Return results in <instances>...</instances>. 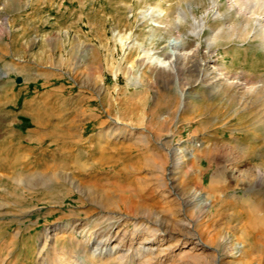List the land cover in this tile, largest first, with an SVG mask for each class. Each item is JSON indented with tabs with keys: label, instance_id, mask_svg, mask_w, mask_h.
<instances>
[{
	"label": "rangeland",
	"instance_id": "obj_1",
	"mask_svg": "<svg viewBox=\"0 0 264 264\" xmlns=\"http://www.w3.org/2000/svg\"><path fill=\"white\" fill-rule=\"evenodd\" d=\"M249 1L0 0V264H264Z\"/></svg>",
	"mask_w": 264,
	"mask_h": 264
},
{
	"label": "bare ground",
	"instance_id": "obj_2",
	"mask_svg": "<svg viewBox=\"0 0 264 264\" xmlns=\"http://www.w3.org/2000/svg\"><path fill=\"white\" fill-rule=\"evenodd\" d=\"M235 1L236 0H230V6H232L231 8H233V4L235 3ZM260 1V0H259ZM229 3V2H228ZM260 3V2H259ZM250 1L249 0H246V5L247 6H250ZM246 5L245 6H242L240 9L241 10H243V9H245V10H247L248 9V7H246ZM254 5V4H253ZM238 6V5H237ZM260 8H262L263 10H264V2L263 3H261L260 5ZM258 6V7H259ZM252 7V6H251ZM238 8V7H237ZM155 9H159L160 10V12H164V9H163V7H161V6H152L151 7V12H154V10ZM181 11L182 12H185V13H187L188 11H187V9H183V8H181ZM210 11H212V12H214V18L215 19H219V18H221L222 16H223V13L221 12V5H220V0H210ZM236 11V10H235ZM233 12V11H232ZM240 12V11H239ZM250 12V11H249ZM252 12V11H251ZM191 13H192V10H191ZM242 13H244L243 11H241V15H242ZM245 13H246V11H245ZM254 13V12H253ZM252 13V17H255V19L252 21V24L250 23V22H248L246 25H247V27L249 28V27H253V29H252V31H253V33L255 34V35H257L258 37H260V38H262L263 40H264V19H263V17L262 16H260V15H258V16H254V14ZM234 16V15H233ZM251 16V15H250ZM193 17H194V24H195V27H197V29L195 30V34L196 35H200L203 31H204V29H205V27H206V20L202 17L201 19H197L196 17H195V15H193ZM226 17V16H225ZM248 17V16H247ZM232 19V18H231ZM250 18H248V20H249ZM250 21H251V19H250ZM225 25V24H224ZM227 25H229V24H227ZM233 27V26H232ZM246 27V26H245ZM228 29V28H227ZM231 29H234V28H231ZM230 29V30H231ZM247 30V29H246ZM249 30V29H248ZM229 31V30H228ZM179 43H181L180 41H178ZM178 45V44H177ZM181 45V44H180ZM182 46V45H181ZM181 46H178V48L179 47H181ZM173 47V46H172ZM175 49V48H174ZM181 54V52H180V50H173L172 51V58L170 59V60H162V59H160L159 57V61H160V65H162V66H164L165 68L166 67H174V68H176V66H175V63L173 62V59H176V58H178V56ZM157 58V57H156ZM264 84V83H263ZM254 86V85H253ZM256 86V85H255ZM190 87V86H189ZM257 87V86H256ZM190 93H192V90H191V88H188V90L185 92V95L186 94H190ZM172 154V153H171ZM171 156V155H170ZM190 156H194V154L193 153H190ZM172 159H173V162L175 163V164H179V167H177V169H176V171L173 173V175L175 174H179V173H181V171H182V169H181V167H182V165H183V160H182V158H181V156H179L178 155V153L176 152V153H173V155H172ZM28 164H25V166H27ZM260 170V169H259ZM259 174V173H258ZM260 174H262V175H264V170H260ZM262 182V181H261ZM256 207V206H255ZM258 207V206H257ZM151 240H149V239H147L146 240V243H148V242H150ZM205 246H207V243L205 244V243H203ZM147 248H149V247H146L145 245L144 246H142V249H144V250H146ZM151 251H153V250H151Z\"/></svg>",
	"mask_w": 264,
	"mask_h": 264
},
{
	"label": "crops",
	"instance_id": "obj_3",
	"mask_svg": "<svg viewBox=\"0 0 264 264\" xmlns=\"http://www.w3.org/2000/svg\"><path fill=\"white\" fill-rule=\"evenodd\" d=\"M24 9L25 8H23V11H24ZM34 10V9H33ZM23 11H21L19 14L18 13H10L9 14V20H8V22H9V25H10V27H12V28H14V29H19V30H26L27 28V26L29 25V23L31 22H36V21H33L34 19H32V21H30V19H29V17H27V14L26 13H23ZM28 12H29V10H28ZM27 12V13H28ZM34 12H38L37 10L36 11H34ZM20 16L19 18H17V16ZM25 16V17H24ZM69 22H71V20L69 21ZM56 22L55 21H52L51 22V24H55ZM32 24H35V23H32ZM74 24V23H73ZM61 30L63 31V32H66V34H67V31L71 34V32L69 31V30H64L63 28H61ZM68 35V36H67ZM65 37H68V40H65L64 41V44H70L69 46H73V44L74 43H71L69 40V38H70V35L69 34H67ZM54 43V42H53ZM51 44L50 45V47H52V46H55L56 44ZM71 47H69V48H71ZM70 53H72V52H70ZM49 78V77H48ZM203 125H204V123L203 122H201L200 124H199V126H200V128H202L203 127ZM253 127H254V125H253ZM255 128V127H254ZM199 133V132H198ZM201 137L203 138L204 136H202V135H204V132H201ZM207 138V137H206Z\"/></svg>",
	"mask_w": 264,
	"mask_h": 264
},
{
	"label": "water",
	"instance_id": "obj_4",
	"mask_svg": "<svg viewBox=\"0 0 264 264\" xmlns=\"http://www.w3.org/2000/svg\"><path fill=\"white\" fill-rule=\"evenodd\" d=\"M17 81L20 83V82H22V77H19L18 79H17Z\"/></svg>",
	"mask_w": 264,
	"mask_h": 264
}]
</instances>
